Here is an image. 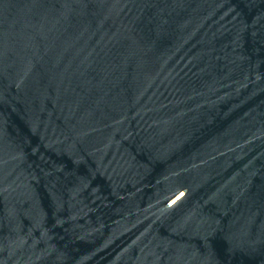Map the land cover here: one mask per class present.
Segmentation results:
<instances>
[{"label":"water","instance_id":"water-1","mask_svg":"<svg viewBox=\"0 0 264 264\" xmlns=\"http://www.w3.org/2000/svg\"><path fill=\"white\" fill-rule=\"evenodd\" d=\"M0 264H264V0H0Z\"/></svg>","mask_w":264,"mask_h":264}]
</instances>
